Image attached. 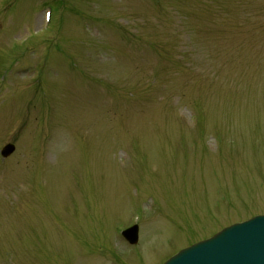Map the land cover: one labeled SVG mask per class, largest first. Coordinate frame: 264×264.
I'll use <instances>...</instances> for the list:
<instances>
[{
  "label": "rangeland",
  "instance_id": "rangeland-1",
  "mask_svg": "<svg viewBox=\"0 0 264 264\" xmlns=\"http://www.w3.org/2000/svg\"><path fill=\"white\" fill-rule=\"evenodd\" d=\"M38 3L0 0V264H160L264 212V0H64L44 33Z\"/></svg>",
  "mask_w": 264,
  "mask_h": 264
},
{
  "label": "water",
  "instance_id": "water-1",
  "mask_svg": "<svg viewBox=\"0 0 264 264\" xmlns=\"http://www.w3.org/2000/svg\"><path fill=\"white\" fill-rule=\"evenodd\" d=\"M165 264H264V215L227 227Z\"/></svg>",
  "mask_w": 264,
  "mask_h": 264
}]
</instances>
